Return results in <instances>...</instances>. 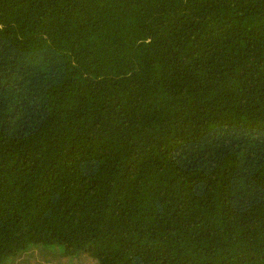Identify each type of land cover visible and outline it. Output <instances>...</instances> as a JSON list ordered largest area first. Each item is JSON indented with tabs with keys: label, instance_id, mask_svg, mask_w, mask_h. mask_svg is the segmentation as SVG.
Returning <instances> with one entry per match:
<instances>
[{
	"label": "trees",
	"instance_id": "16d2710c",
	"mask_svg": "<svg viewBox=\"0 0 264 264\" xmlns=\"http://www.w3.org/2000/svg\"><path fill=\"white\" fill-rule=\"evenodd\" d=\"M48 245L264 264V0H0V264Z\"/></svg>",
	"mask_w": 264,
	"mask_h": 264
},
{
	"label": "rangeland",
	"instance_id": "374dc122",
	"mask_svg": "<svg viewBox=\"0 0 264 264\" xmlns=\"http://www.w3.org/2000/svg\"><path fill=\"white\" fill-rule=\"evenodd\" d=\"M60 249H61V247L60 246H58ZM58 247H56L55 245H48V247L46 248H44V249H46V251L47 252H44V253H42V255L43 256H36V253L38 254V252H35V251H28V252H26L25 254H22V256L20 257V258H18L17 260H16V264H57V260H59V259H55L56 257H55V255H53L52 253H53V251H54V249H56V250H58ZM42 258H51L50 259V263H48L47 261H46V259H42ZM53 258H54V261H53ZM35 259H37V261L36 262H32V260H35ZM41 260H42V263H41ZM83 260H85V259H83ZM53 261V262H52ZM68 264H70V263H68Z\"/></svg>",
	"mask_w": 264,
	"mask_h": 264
}]
</instances>
